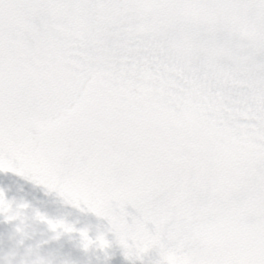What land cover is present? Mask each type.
I'll list each match as a JSON object with an SVG mask.
<instances>
[{"label": "snow or ice", "instance_id": "obj_1", "mask_svg": "<svg viewBox=\"0 0 264 264\" xmlns=\"http://www.w3.org/2000/svg\"><path fill=\"white\" fill-rule=\"evenodd\" d=\"M0 157L172 264H264V0H0Z\"/></svg>", "mask_w": 264, "mask_h": 264}, {"label": "clouds", "instance_id": "obj_2", "mask_svg": "<svg viewBox=\"0 0 264 264\" xmlns=\"http://www.w3.org/2000/svg\"><path fill=\"white\" fill-rule=\"evenodd\" d=\"M0 173H13L35 185L43 186L49 194L61 197L66 203L79 209L84 214H94L105 218L112 226V232L126 256L142 259L153 250L159 252V264H172L174 254L159 242L138 244L131 236L125 237L114 227L109 217L93 209L84 199L70 197L59 184L49 183L30 171L19 161L0 157ZM0 224L11 225L10 248L0 247V264H78L71 255H59L65 244L72 245L85 256L108 257L113 247V240L108 233L97 231L92 235L93 226L77 228L67 219H52L23 201L9 200L4 190L0 189ZM31 242V243H29ZM56 246L54 252H44V246ZM22 249V250H21Z\"/></svg>", "mask_w": 264, "mask_h": 264}, {"label": "bare ground", "instance_id": "obj_3", "mask_svg": "<svg viewBox=\"0 0 264 264\" xmlns=\"http://www.w3.org/2000/svg\"><path fill=\"white\" fill-rule=\"evenodd\" d=\"M0 189L4 190L9 200L15 199L16 201L26 202L32 206V208L41 211L42 213L46 214L50 218L57 217L55 211L51 208L53 206L52 202L45 201L44 199L48 196V191L40 185H35L30 181L23 179L20 176H17L13 173H0ZM63 205V201L57 204ZM67 208L70 210L73 219L69 221V223L75 224V226L79 228H84L89 224H97L96 227H100L101 231L108 233L109 238L116 239L115 235L112 232V226L109 221L105 218L97 217L94 214H84L76 207L72 206L71 204L66 203ZM135 218V216H134ZM63 219H65L63 217ZM127 219L128 215H127ZM81 221L83 222L81 224ZM129 223H132L128 221ZM108 226V228L103 227ZM5 226V224H0V230ZM150 230H154L153 226H149ZM31 243V242H29ZM56 246H44V252H54ZM22 250V249H21ZM120 253L117 257V260L114 264H159V255L156 253H149L148 255L144 256L142 259L139 258H129L125 254V250L120 247ZM83 252L75 249L70 244H65L63 249H60L59 255H71V257L78 262V264H87L86 262L82 261L80 255Z\"/></svg>", "mask_w": 264, "mask_h": 264}, {"label": "rangeland", "instance_id": "obj_4", "mask_svg": "<svg viewBox=\"0 0 264 264\" xmlns=\"http://www.w3.org/2000/svg\"><path fill=\"white\" fill-rule=\"evenodd\" d=\"M46 200L52 202L53 206H52V210L55 211L54 213H56L57 217H54L53 219H63V217L65 219H67V221H71L73 219V217H71V215H73L74 213H71L70 210L67 208L66 206V202L59 196L55 195V194H49L46 198ZM63 201V205H57L58 203ZM125 212L128 215V218L130 222H133V218L138 217L139 216V212L137 211V209H135L134 207H132L131 205H128L125 209ZM83 222L81 221V224ZM91 226H93V231H92V235H95L97 231H101L100 227H96L97 224H89ZM88 226V225H87ZM152 226V225H149ZM148 226V227H149ZM103 227H106L103 226ZM108 228V226L106 227ZM11 231H12V227L9 228V235L11 236ZM1 238V235H0ZM109 238V237H108ZM110 240H113V247L109 252V256L106 257L103 254H99L98 256H85L84 253H82L80 255V258L82 259V261L86 262L87 264H114V262L117 260V257L119 256L120 251V245L118 243H115L114 238H109ZM1 240H0V244H1ZM6 250V249H5ZM152 253H156L157 255H159L158 250H154Z\"/></svg>", "mask_w": 264, "mask_h": 264}]
</instances>
